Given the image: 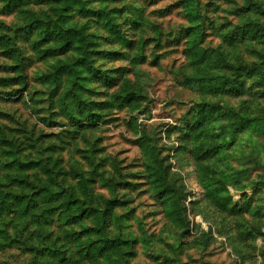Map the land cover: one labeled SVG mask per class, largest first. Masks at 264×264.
Instances as JSON below:
<instances>
[{
	"label": "rangeland",
	"instance_id": "374dc122",
	"mask_svg": "<svg viewBox=\"0 0 264 264\" xmlns=\"http://www.w3.org/2000/svg\"><path fill=\"white\" fill-rule=\"evenodd\" d=\"M77 1L58 11L54 0H0V33L16 44L12 57L0 48V129L8 140L0 138V192L42 198L46 234L57 229L64 196L76 202L89 192L108 211L116 200L109 233L127 240L119 250L126 264H264V118L254 110L257 96L252 108L243 103L260 81L232 68L230 79L213 76L228 62L255 59V48L241 44L215 48L240 25V0H202L203 28L191 35L199 21L184 0ZM218 49L227 61L197 66L203 50L212 57ZM138 52L146 59L135 66ZM141 135L159 149L183 220L150 181ZM11 155L38 162L23 176L32 182L24 190L18 182L26 178L12 180ZM38 178L50 187L38 188ZM16 219L0 214V227L19 239L0 249V264L30 257L25 234L14 235ZM98 223L90 215L82 229Z\"/></svg>",
	"mask_w": 264,
	"mask_h": 264
},
{
	"label": "trees",
	"instance_id": "16d2710c",
	"mask_svg": "<svg viewBox=\"0 0 264 264\" xmlns=\"http://www.w3.org/2000/svg\"><path fill=\"white\" fill-rule=\"evenodd\" d=\"M54 1L58 11H63L64 9L71 11L74 4L76 6L78 5L77 0H73L75 1L74 3L69 2V0ZM184 2L186 3L189 15L199 21L196 24L195 22L192 23L190 26L188 32H190L191 35L193 30L203 28V4L202 0H184ZM239 3L240 6L237 12L241 18L240 25L231 32H224L223 40L219 42L215 48H234L236 44H241V46L245 48H255V51L251 53L255 59H252L251 62L243 60L245 63H240L239 65H233L228 62L224 67L223 73L214 74L213 76L216 75L217 77L230 79L228 73L232 68L234 76L238 78L243 76L245 79V75L249 74L247 78L259 79L260 90L256 92H246L247 97L244 98L243 103L246 105V109H250L255 101V99H251V97L257 96L258 103L255 104L254 110L263 115L264 118V0H240ZM63 4H66V6H63ZM56 8L54 6V10ZM37 20L38 22L41 21L39 18H37ZM115 33H118L115 38L117 42L127 43L129 47L131 46L129 40L119 33L116 28L113 29V34ZM198 37L199 39L201 38L199 34ZM12 39V36L9 34L0 33V48L7 52L8 57H12L15 54L13 46L16 44ZM121 39L124 41L121 42ZM71 43H73V41L70 39L67 40V44L65 42L62 46L63 48H70ZM220 56H222L225 61L228 60V54L223 49H218V53H215L212 57H206V53H204L203 50V54L198 58L201 60L197 63V66L201 64L211 68L213 65L217 64ZM131 59H133L136 66L144 63L146 57L143 53L138 52L136 55L132 54ZM201 71L204 78L209 77L211 80L214 79L210 70L202 69ZM198 73H200L199 70ZM106 81H108V79H106ZM123 97H127V103L129 104L133 103L132 100H135V96L131 91H127ZM197 125L200 126L201 123L197 122L193 124V127L195 128ZM236 125H239V122H237ZM193 133L192 131L191 135H193ZM3 135L4 133L0 129L1 141H8L3 138ZM141 138L142 140L139 144L144 146V150L148 156V176L150 177L151 183L157 186L159 197L164 203L168 202V204H170L172 209L171 214L183 220L184 218L181 216L182 208L180 207V196L172 192L165 182L167 167L163 168L162 166L163 159L160 157L159 149L156 145L150 144L143 135H141ZM203 139L207 141L208 138L204 136ZM11 157L13 158L8 162L7 166L10 171H15V176L11 174L13 182H16V180L20 178H26L23 176L27 171L29 172L31 169H36L37 166H39L36 161H25L13 155H11ZM260 164L264 167V162H260ZM26 179L27 181L20 180V182H18L22 185L23 190L32 183L28 181V178ZM16 184L17 183H15V185ZM36 184L38 188L48 189L50 187V182L47 180L44 181V178H38ZM14 194L15 196L10 197L11 194L0 192V214L11 211L12 214L16 216L17 228L15 225L13 226L14 229H16L14 235L18 236L19 232L22 235L25 234L22 241L26 244V249H28L30 254L26 264H47V262L44 261L46 256H49L48 262H52L51 258H54L60 261L61 264H126L124 261L120 260L122 254L119 253V250L127 243V240L120 239L118 236L110 235L109 233L110 226L114 225L113 218H117L113 210V203H117L115 202L116 200H109L110 204L108 208L111 209V211H108L105 208L100 210L96 204V200L89 196V192L86 193L85 196H78L80 199L75 200L76 202L72 201L70 196H64L62 202L64 210L58 213L57 221H55L57 222V229L54 230V232L49 231L46 234L43 231L42 225H44L46 221L48 222L49 218L47 214L39 211L42 198H34L31 200L25 196V193ZM90 215H93L99 223L95 227L82 229L83 222ZM4 228L0 227V238L5 239L0 241V249L7 247L6 243L19 242V239L13 238L11 229L7 231ZM209 231L203 230V233L208 234ZM94 235L98 236V238L91 240L90 236L93 237ZM69 239L72 240L73 244L66 248L65 245L62 244V240L69 241ZM69 252L70 256L77 253L78 256L70 257L68 256Z\"/></svg>",
	"mask_w": 264,
	"mask_h": 264
}]
</instances>
